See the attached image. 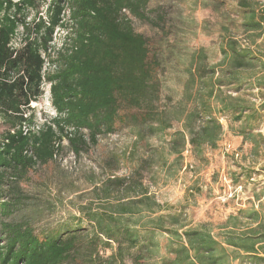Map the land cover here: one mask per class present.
I'll return each instance as SVG.
<instances>
[{"label": "trees", "instance_id": "trees-1", "mask_svg": "<svg viewBox=\"0 0 264 264\" xmlns=\"http://www.w3.org/2000/svg\"><path fill=\"white\" fill-rule=\"evenodd\" d=\"M148 1L51 0L46 20L39 17L35 24L43 28L39 36L12 47L18 26L29 29L24 11L33 9L36 1L0 0V116L10 123L0 140V264H231L234 252L226 246L245 253L263 246L262 256L250 260L264 263V215L259 211L239 209L230 215L219 241L207 226H189L182 212L164 213V205L141 180L143 171L153 166L176 173L187 147L197 156L204 147L215 148L223 133L218 115L248 125L264 111V42H257L264 39V1H236L237 28L246 44L232 32L236 23L226 19L216 63H210L204 48L177 50L168 44V58L150 56L147 38L134 31L123 11L143 19ZM64 5L68 23L59 17ZM59 22L66 29L57 51L59 66L46 77L56 115L38 135L24 134L21 125L34 119L29 103L41 95L45 58L40 47L52 39ZM168 67L180 82L176 95L163 76ZM243 89L260 92L257 107L251 98L257 94H241ZM124 120L132 124L138 140L169 138L147 148L146 158L129 176H117L116 168L103 164L105 178L92 188L93 197L78 203L77 216L59 231L36 235L26 220H1L13 209L27 207L14 184L52 157L56 141L65 137L79 155ZM174 123L179 127L166 132ZM246 128L240 134L255 142ZM28 147L30 156L24 153ZM125 154L111 151L110 161L118 164ZM3 187L11 193L6 199Z\"/></svg>", "mask_w": 264, "mask_h": 264}, {"label": "rangeland", "instance_id": "rangeland-1", "mask_svg": "<svg viewBox=\"0 0 264 264\" xmlns=\"http://www.w3.org/2000/svg\"><path fill=\"white\" fill-rule=\"evenodd\" d=\"M35 1L33 9L24 11V22L29 25V29L25 31L22 26H18L10 42L12 47H19L25 39H32L36 34L39 36L43 30L35 24L39 17L46 20L51 0ZM236 1L149 0L143 19L123 11L131 20L134 31L147 38L150 56L164 58L168 52L165 45L168 44L177 50L204 48L210 63H216L221 58L219 44L226 19L236 23V28L231 26L232 32L242 45L246 44L242 31L237 28L240 19L234 13ZM68 16L64 5L59 15L61 22L68 23ZM61 22L55 26L52 39L46 46L42 43L40 47L45 58L41 95L36 101L29 103L33 108L34 119L31 123L25 122L21 125L24 134L32 132L38 135L43 124H47L56 115L51 103L50 83L46 77L59 66L57 51L66 32V29L61 27ZM262 40L264 42V39L259 38L257 42L262 43ZM45 48L46 52L43 51ZM163 74L167 88L172 89L176 95L180 82L169 67L164 69ZM247 92L257 94L251 95L252 102L257 107L260 92L256 89H243L241 94ZM232 94L235 95L234 92ZM26 115L29 116L28 113ZM218 120L223 126V133L215 148L204 147L201 155L197 156L187 147L182 152V166L176 173L153 166L150 167L152 171H143L141 180L144 186L148 187L149 193L164 205V213L182 212L189 226L205 225L220 239L219 234L224 230L222 226L229 221L230 215L239 214V209L254 208L264 214V111L248 125L242 120H231L230 116L218 115ZM9 125L10 123L0 116V140L9 130ZM178 127L174 123L173 128L166 132ZM243 127H247L246 131L255 135V142L244 139L240 134ZM132 128V124L127 120L116 122L113 132L99 137L96 144L83 148L79 155L74 154L65 137L56 141V152L52 157L45 164L38 163L26 171L25 177L20 178L18 184H14L22 199L26 200L27 207H21L19 210L15 208L13 213L1 216V220H26L36 235L59 231L60 226L72 222V217L77 216L78 203H85L93 197L92 188L99 186V180L105 178V172L101 168L103 164L116 168L114 174L117 176H129L137 163L146 158L147 148L158 147L169 138L166 135L161 140L158 135H152L138 140ZM10 132H14V128ZM123 150L126 154L118 164L110 161L111 151L120 155ZM133 150H136L134 154ZM24 153L30 156L33 151L28 147ZM173 158L174 155L169 156V163ZM2 190L6 195L2 197L6 199L11 193L6 191V187ZM0 238L3 243L4 234L1 228ZM127 263L133 264L130 260H127Z\"/></svg>", "mask_w": 264, "mask_h": 264}, {"label": "crops", "instance_id": "crops-1", "mask_svg": "<svg viewBox=\"0 0 264 264\" xmlns=\"http://www.w3.org/2000/svg\"><path fill=\"white\" fill-rule=\"evenodd\" d=\"M258 211V210H257ZM260 212V211H259ZM261 213V212H260ZM264 215V214H263ZM245 231L244 229H236L235 232L236 233H241ZM223 232H225V230H223ZM223 232H221L219 235L221 236L223 234ZM212 233V232H211ZM214 236V234H213ZM216 237V236H214ZM222 237V236H221ZM220 237V238H221ZM217 239V238H216ZM220 241V239H218ZM226 246V245H224ZM229 250H232L234 252V256H233V261L231 262V264H256L253 261L250 260L251 257H257V256H262V248L263 246L259 247V246H255L254 248V252H249V253H245L243 250H241L239 247H232V246H226ZM239 256H248V259L246 258L245 260H241ZM260 264H264V263H260Z\"/></svg>", "mask_w": 264, "mask_h": 264}]
</instances>
